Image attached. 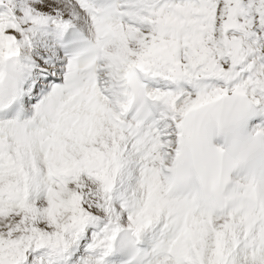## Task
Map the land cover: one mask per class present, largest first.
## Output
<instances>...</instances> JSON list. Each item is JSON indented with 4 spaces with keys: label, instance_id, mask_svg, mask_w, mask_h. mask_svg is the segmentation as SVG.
<instances>
[{
    "label": "snow or ice",
    "instance_id": "snow-or-ice-1",
    "mask_svg": "<svg viewBox=\"0 0 264 264\" xmlns=\"http://www.w3.org/2000/svg\"><path fill=\"white\" fill-rule=\"evenodd\" d=\"M0 264H264V0H0Z\"/></svg>",
    "mask_w": 264,
    "mask_h": 264
}]
</instances>
